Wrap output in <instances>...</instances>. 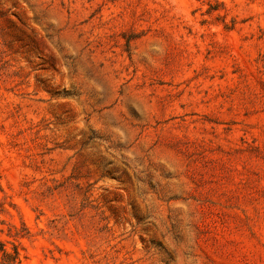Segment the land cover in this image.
Segmentation results:
<instances>
[{"label": "rangeland", "instance_id": "obj_1", "mask_svg": "<svg viewBox=\"0 0 264 264\" xmlns=\"http://www.w3.org/2000/svg\"><path fill=\"white\" fill-rule=\"evenodd\" d=\"M0 240L264 264V0H0Z\"/></svg>", "mask_w": 264, "mask_h": 264}, {"label": "trees", "instance_id": "obj_2", "mask_svg": "<svg viewBox=\"0 0 264 264\" xmlns=\"http://www.w3.org/2000/svg\"><path fill=\"white\" fill-rule=\"evenodd\" d=\"M0 264H22L18 248L13 246L12 251H9L0 240Z\"/></svg>", "mask_w": 264, "mask_h": 264}]
</instances>
